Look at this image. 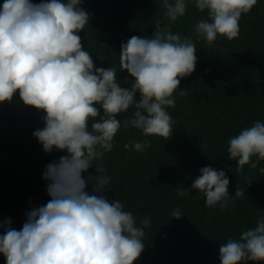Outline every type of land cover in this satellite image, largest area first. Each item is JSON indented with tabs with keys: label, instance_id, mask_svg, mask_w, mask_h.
<instances>
[{
	"label": "clouds",
	"instance_id": "9594fccd",
	"mask_svg": "<svg viewBox=\"0 0 264 264\" xmlns=\"http://www.w3.org/2000/svg\"><path fill=\"white\" fill-rule=\"evenodd\" d=\"M256 3L194 0L196 9L207 13L194 25L195 37L209 46L218 36L238 38L242 14ZM81 4L4 0L0 5V104L12 103L18 93L23 105L44 113L43 127L33 132L42 150L66 153L45 166L49 201L29 210L19 230L11 219L0 221L5 264H134L145 249V228L151 220L144 217L138 224L120 200L107 198L111 177L103 161L121 128L117 116L130 108L135 111L123 120L124 128L145 136H172L174 121L167 109L175 108L174 94L187 95L179 86L197 63L193 38L171 27L186 14L188 0H162L168 23L158 20L149 37L133 35L121 44L119 72L131 78L122 82L115 66L97 67L84 49L79 33L89 25L90 15ZM147 147L146 140L124 144L125 150L135 152ZM227 153L237 172L246 165L256 169L264 161V122L257 120L231 137ZM93 168L95 173L89 171ZM199 171L190 187L178 189V196L197 190L207 207L221 210L245 197L240 185L229 194L224 170L205 166ZM252 181L246 178V184ZM171 215L180 219L183 214L177 208ZM218 251L220 264H264V213L238 238L220 243Z\"/></svg>",
	"mask_w": 264,
	"mask_h": 264
},
{
	"label": "trees",
	"instance_id": "16d2710c",
	"mask_svg": "<svg viewBox=\"0 0 264 264\" xmlns=\"http://www.w3.org/2000/svg\"><path fill=\"white\" fill-rule=\"evenodd\" d=\"M80 6L90 15L89 25L79 33L84 49L97 67L115 66L121 82L131 79L127 72H119L121 44L133 35L149 37L158 20L168 23L162 0H82ZM202 18L207 13L188 0L186 14L171 25L173 32L191 36L197 49L195 71L179 86L187 95L174 94L175 108L167 109L174 121L172 136H145L138 129L124 128L123 120L135 111L130 108L117 116L121 128L113 150L104 157L111 177L107 198L120 200L138 224L144 217L151 220L145 228V249L134 264H220V243L238 238L264 213V173L260 171L264 161L256 169L246 165L237 172L236 162L227 153L231 137L257 120L264 122V0H257L249 13L242 14L238 38L218 36L212 46L203 38L199 42L193 32ZM43 115L23 105L18 93L12 103L0 104V221L11 219L17 230L29 210L49 201L45 166L66 154L45 153L33 136L43 127ZM144 140L150 147L143 152L124 148L126 143ZM205 166L224 170L230 180L229 194L234 195L240 185L245 197L221 210L207 207L204 194L197 190L178 196V189L190 187ZM89 171L95 173L94 168ZM246 178L253 180L251 185ZM177 208L183 214L180 219L171 215ZM0 264H5L2 254Z\"/></svg>",
	"mask_w": 264,
	"mask_h": 264
},
{
	"label": "rangeland",
	"instance_id": "374dc122",
	"mask_svg": "<svg viewBox=\"0 0 264 264\" xmlns=\"http://www.w3.org/2000/svg\"><path fill=\"white\" fill-rule=\"evenodd\" d=\"M200 40H201V39L199 38L198 41L200 42Z\"/></svg>",
	"mask_w": 264,
	"mask_h": 264
}]
</instances>
